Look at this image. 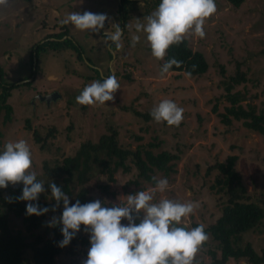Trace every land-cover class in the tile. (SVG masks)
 I'll use <instances>...</instances> for the list:
<instances>
[{
    "label": "rangeland",
    "instance_id": "1",
    "mask_svg": "<svg viewBox=\"0 0 264 264\" xmlns=\"http://www.w3.org/2000/svg\"><path fill=\"white\" fill-rule=\"evenodd\" d=\"M156 1L161 2L135 0L132 3L130 10L133 15L127 21V31L123 32L118 23L122 30L119 47L117 44L111 47L112 41L101 32L80 31L71 23L67 24V36L75 37L76 43L84 44V54L90 60H87V65L95 66L101 77L108 72V67L121 85L114 94V101H108L104 106H87L85 113L80 112L83 105L77 103L76 97L87 85L99 80L80 78L78 73L83 76V73H87L86 65H75L73 68L77 71L64 72L66 67L62 54L52 51L39 55L34 78L33 75L28 76L32 43L53 29L56 18L63 21L75 11L96 14L108 11L118 21L119 15L115 9L120 0H11L8 7L0 8V65L5 70L3 80L20 84L11 89L12 95L8 97L13 107L11 120L3 123V112L0 113L1 145L25 140L32 153V170L41 180V163L50 152L42 153L39 150L31 131L25 127L26 117L41 132L54 122L58 126V133L50 147L54 150L61 145L67 153L74 151V144L77 146L88 137L97 138V133L111 124L118 130L117 138L122 144L128 143L129 148L159 139L161 142L153 148L155 151L164 148L176 152L179 148L180 156L175 162L174 171L167 174L157 171L155 174L157 178L166 177L169 181L165 192H155V200L167 198L182 203L198 202L199 208L186 220L189 229L194 221L207 225L219 215L222 202L209 187L215 171L207 174L205 168L213 162L225 161L229 154L237 155L234 167L242 183L253 199L264 207V134L249 130L241 119L232 117L229 123H224L219 115L229 104L224 84L231 81L230 76L235 75L237 70L244 73V79L234 83L230 92H240L243 95L241 103L245 107L247 102H251L256 113H264V0H245L237 7L227 0H215L217 13L206 21L205 37H188L190 46L203 52L209 64L207 71L201 75H189L184 71L169 70L163 76L160 69L162 60L152 56L146 33L136 29L137 23H146L144 18L158 8L160 3ZM97 6L102 7L100 11ZM95 7L96 12L93 10ZM112 21L106 23L111 24ZM106 30L114 32L115 28L109 26ZM134 36H139L140 41L133 47ZM105 41L108 46H103ZM106 49L114 56H107ZM66 55H70L69 52ZM54 77H57L56 81L50 80ZM31 78L29 85L24 84ZM20 80L24 82H18ZM51 89L59 90L61 96L51 103L37 98L38 93ZM164 99L172 100L184 109V119L179 127H170L166 122L157 123L154 119L143 120L132 111L133 107L141 111L153 109ZM69 100L76 107L70 109V115L67 110ZM71 123L72 129H65ZM67 131L70 140L65 141ZM136 171L132 164L129 171L117 169L114 180L108 179L105 173H100L94 179L95 182L109 183V190H113L114 195L108 197V202L122 206L126 204L128 195L155 189V185L139 179L144 187L129 193L137 186L133 181ZM102 197L106 198V195ZM127 223L126 219L122 220V224ZM243 239L250 241L254 249L261 253L264 248V216L255 228L243 233ZM208 241L197 256L198 264L201 259L208 260L210 257L207 248L214 241ZM226 264L250 263L244 259H230Z\"/></svg>",
    "mask_w": 264,
    "mask_h": 264
},
{
    "label": "trees",
    "instance_id": "2",
    "mask_svg": "<svg viewBox=\"0 0 264 264\" xmlns=\"http://www.w3.org/2000/svg\"><path fill=\"white\" fill-rule=\"evenodd\" d=\"M227 1L237 7L245 0ZM132 3H135V0H120L116 5L115 11L119 15L116 24L120 23L123 32L127 31V21L133 15L130 10ZM97 8L102 7L97 6ZM56 9L58 10V8ZM93 10L96 12V7ZM138 15L142 17L140 12ZM112 24H114L113 21L111 24L106 23L105 28L113 27ZM57 27L59 28L56 29ZM68 30L67 24H63L60 19L56 18L53 29L32 43L28 76L33 75L34 78L39 55L46 51H52L54 54H62V62L64 68L66 67L64 72L77 71L73 68L75 65L82 67L86 65L88 68L84 66L87 70V73H83L84 76L76 72L80 78L81 76L87 79L95 78L103 82L111 75V70L107 67L108 72L106 74L102 72L104 77H101L95 66L87 65V60H90L84 54V44L79 41L76 43L75 37L67 36ZM101 33L103 34V31ZM105 44L108 46L107 41L103 43V46ZM111 44V47L116 45L115 42H111ZM68 52L70 55H66ZM107 52V56H113L109 50ZM173 58L181 63L173 65L169 70L201 75L209 67L203 52L193 49L188 38L180 45H173L169 48L164 60L161 61L160 69L162 70V66ZM93 64L95 65V63ZM4 76L5 70L0 65V113L3 112L2 122L6 123L11 120L13 110L8 97L10 94L12 95L11 89L20 84L16 81H4ZM125 76L129 77L128 74ZM230 78L231 81L228 80L224 84L225 97L229 104L225 105L223 112H219L221 121L229 123L232 117L241 119L249 130H256L264 134V113H256L251 102H247L245 107L241 103L243 95L240 92H230L234 83L244 79V73L237 70L235 75ZM31 81L32 78L24 84L29 85ZM49 91H54V89L45 90V92ZM67 105L70 115V109L74 108L75 104L69 100ZM82 107L81 113H85L89 108L88 106L86 109L87 106L84 105ZM213 109H216V104L213 105ZM132 111L143 120L153 119L150 115L152 109L141 111L133 107ZM72 125L73 123L66 125L65 129H72ZM25 127L31 131L32 138L38 143L39 150L42 153L50 152V155L45 157L41 163L42 179H37L44 183L45 190L39 195L38 201L31 202L38 203L41 208H48L49 211L41 216L27 215L26 206L29 202L17 199L22 195V182L16 186L9 184L7 188H0V264H82L85 261L88 248L91 247L90 233L84 231L85 226L81 225V231L68 246L63 248L59 246V242L63 240L62 223L50 226L53 218L61 217L64 210L63 202L61 201L57 206V202L52 196L51 183L61 187L62 191L68 195L70 206L74 205L77 200L81 204H86L99 199L103 206L112 207L115 205L108 202V197L111 198L114 195L113 190H109V183L95 182V176L105 173L108 179L114 180V172L117 169L129 171L133 164L137 170L133 181L135 184L137 183V186L129 193H134L135 190H141L144 187L139 179H144L151 185H155L152 177L157 171H163L165 174L174 171L175 162L180 156L179 148L176 152L164 148L153 150L160 145V139L149 141L147 144L139 143L135 148H129L128 143L120 142L117 138L118 130L111 124L98 132L97 138L88 137L77 146L74 144V151L71 153L64 152L61 145H57L54 150L50 147L58 133V126L54 122L50 123L46 131L41 132L36 125L30 123V118L26 117ZM1 136L2 132L0 131ZM68 136L67 131L64 136L65 141L70 140ZM92 136H94L93 133ZM1 143L0 138V152L4 150L7 142L3 145ZM236 159V154H229L225 161L213 162L205 168L207 174L215 171L209 187L218 194L217 199L222 202V206L214 222L205 225V231L210 234V239L214 242L207 248L209 259H201L200 264H226L230 259L236 261L244 259L250 264H264V248L259 253L250 241L243 239V233L255 228L263 218L264 207L253 199L252 194L242 183L240 175L234 167ZM103 194L106 195V198L102 197ZM136 223H139V220ZM200 224L202 223L194 221L191 223V228ZM208 243L209 241L205 244ZM57 260H59L58 263H56Z\"/></svg>",
    "mask_w": 264,
    "mask_h": 264
},
{
    "label": "clouds",
    "instance_id": "3",
    "mask_svg": "<svg viewBox=\"0 0 264 264\" xmlns=\"http://www.w3.org/2000/svg\"><path fill=\"white\" fill-rule=\"evenodd\" d=\"M10 3L11 0H0V8L8 7ZM216 13L215 0H161L158 8L144 18L146 23H137L136 29L146 33L152 56L164 60L171 46L180 45L191 36L203 39L206 35L205 23ZM106 21H110L106 14L75 11L68 14L62 23H71L77 30H90L96 34L103 30V35L119 47L122 36L120 25L112 24L115 31L109 32L105 28ZM139 41L140 37L134 36L132 46ZM180 63L175 58L166 62L161 75ZM120 87L116 76L110 75L103 82L93 81L87 85L76 101L84 106H104L106 102L114 101V94ZM183 114L184 109L168 99L154 106L150 113L157 123L166 122L170 127H179ZM32 167V153L23 139L7 143L0 152V188L22 182V195L17 199L29 202L27 215L41 216L49 209L31 203L38 201L45 190L44 183L37 180V173ZM152 179L155 189L128 195L126 204L112 207L103 206L99 199L86 204L77 200L70 206L68 195L61 187L51 183V193L57 206L62 201L64 208L62 216L50 222V226L57 223L63 225V240L59 246H68L84 225V231L90 233L91 247L83 264H198L197 256L210 239L205 225L191 229L186 226L187 218L199 208L198 202L182 203L167 198L156 201L155 192H165L169 181L166 177L160 179L153 176ZM124 219L128 221L127 225L122 224ZM137 220L139 223H136Z\"/></svg>",
    "mask_w": 264,
    "mask_h": 264
},
{
    "label": "water",
    "instance_id": "4",
    "mask_svg": "<svg viewBox=\"0 0 264 264\" xmlns=\"http://www.w3.org/2000/svg\"><path fill=\"white\" fill-rule=\"evenodd\" d=\"M113 55H114V53H113ZM18 82H24V80H20ZM36 96L39 100H45L46 102H49L50 100H54L58 96H60V93L58 91L54 90V91H49V92H45V93H38Z\"/></svg>",
    "mask_w": 264,
    "mask_h": 264
},
{
    "label": "crops",
    "instance_id": "5",
    "mask_svg": "<svg viewBox=\"0 0 264 264\" xmlns=\"http://www.w3.org/2000/svg\"><path fill=\"white\" fill-rule=\"evenodd\" d=\"M100 9H101V8H98L99 11H100ZM98 10H97V11H98ZM104 11H105V10H104ZM105 12H106L105 14H108L110 20H114L113 23L116 24V21H115V19H114L115 17H114L113 15H111L110 13H108V11H105ZM98 14H99V13H98ZM102 31H103V30H102ZM109 32H112V31H109ZM40 39H41V38H40ZM113 56H114V55H113ZM47 69H49V68H47ZM56 79H57V77H54V78H52V79H50V80H54V81H56Z\"/></svg>",
    "mask_w": 264,
    "mask_h": 264
}]
</instances>
